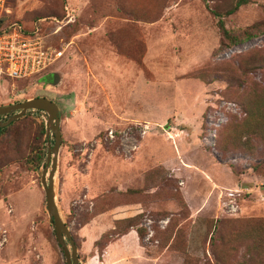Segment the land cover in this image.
Masks as SVG:
<instances>
[{
    "label": "rangeland",
    "instance_id": "obj_1",
    "mask_svg": "<svg viewBox=\"0 0 264 264\" xmlns=\"http://www.w3.org/2000/svg\"><path fill=\"white\" fill-rule=\"evenodd\" d=\"M236 1H8V22L35 23L38 37L62 44L63 56L41 73L0 77V106L45 97L59 107L53 189L77 264H216L214 256L264 264V167L253 169L264 143L249 152L221 147L243 118L240 98L264 87V68L241 69L264 60V0L226 15ZM65 4L74 23L56 41L52 31L63 25L52 18L60 21ZM219 18L240 43L221 47ZM251 27L255 35L244 38ZM49 73L57 85L40 82ZM46 121L28 111L10 127L16 134L0 137V264H65L41 184L46 135L39 165L29 148L32 129ZM128 206L145 237L105 238L99 254L94 243Z\"/></svg>",
    "mask_w": 264,
    "mask_h": 264
},
{
    "label": "trees",
    "instance_id": "obj_2",
    "mask_svg": "<svg viewBox=\"0 0 264 264\" xmlns=\"http://www.w3.org/2000/svg\"><path fill=\"white\" fill-rule=\"evenodd\" d=\"M250 1L252 0H237L234 6L230 10H228L225 14L226 15L232 14L233 12L238 10L241 6L248 4ZM65 6L63 8L64 15H61V14L56 15V16L54 15L55 17H59L60 21L63 20L66 16ZM145 7L146 6L144 3V5L141 8L140 13L133 15L134 19L138 20V15H143ZM8 19L4 21L5 24L12 23V22H8ZM18 24L22 26L24 32L26 33L33 32L37 26V24L35 25V23L29 24V25L22 24V23H18ZM68 25L63 26V28H61L60 31L54 35L57 38L56 41L61 40L60 35L62 33H64L67 37H70V34H67V32L68 30H71L72 27L68 29L67 28L69 27ZM218 27L221 30L224 41H227L226 44H224V42L221 43V47L229 48L242 41L241 38L233 36L232 33L225 28L221 18H219L218 20ZM254 29L255 27H251L250 29L244 31V38H249L255 35V34H252L254 33L252 32ZM61 45L62 44L59 43V46H58L59 48L54 45L53 46L60 49ZM262 68H264V60H259V59H256L255 57L251 60L244 61L241 65V69H244L245 71H250V72H253L255 70L262 69ZM58 77L59 76L56 73H49L46 76H44L40 80V82L46 86L48 85L55 86L58 83V79H59ZM226 81H231V80L226 79ZM240 107L243 113V118L240 121H234L233 123H231V125L228 127V130L225 132L224 136L221 139V142H222L221 147H223L224 150L231 148L232 150H240V151L249 152L255 149L253 146V142L264 143V87L253 88L251 91L246 92L240 98ZM20 121L21 119H19L17 122L14 121L13 123H11L8 127L4 129H0V137L1 136L4 137V135L6 134H8L9 137H11L13 134H16L18 130L15 129L14 131H11L9 129L15 123L20 124ZM32 132H34V136L32 137L30 133V137L34 140V144L30 145L29 148L31 152L35 150L37 151L35 153V159H36V163L39 165L43 159L42 146L45 143L43 139L45 135L44 126L40 123L37 125L35 129H32ZM17 136L19 137L18 133H17ZM1 162L3 161L1 160ZM0 167H1V163H0ZM263 167H264V160L259 162L257 165L253 166V169L255 171H258L260 168H263ZM142 190L143 189L127 190L126 195L140 194L142 193ZM103 212L104 211H102L99 214H102ZM141 217H142L141 215H137V216L130 217V218L116 220L114 222L113 229L103 234L101 239L94 243V247L97 248V252L99 254H102L104 250V248L102 249V246H103L102 241L105 238H110V237L120 238L128 234L130 231H135L138 239L142 240L145 237V230L139 224ZM233 241L234 240H232V238H229V239L226 238L225 243L227 245H230V248H233L232 246ZM106 243H108V240L105 241V244ZM172 243H174V239ZM172 243L170 245L166 243L164 248L170 249L171 247L174 246ZM184 254L186 255V253ZM214 257H215L216 264H226L225 260H222V262H220L217 256H214ZM248 262H243L240 264H261L260 262H251V263H248Z\"/></svg>",
    "mask_w": 264,
    "mask_h": 264
},
{
    "label": "built area",
    "instance_id": "obj_3",
    "mask_svg": "<svg viewBox=\"0 0 264 264\" xmlns=\"http://www.w3.org/2000/svg\"><path fill=\"white\" fill-rule=\"evenodd\" d=\"M66 16L59 21L52 18L59 25L73 23V12L67 10ZM11 9L8 0H0V77L22 79L37 75L45 70L53 61L63 56V49L53 47L45 38L37 36L38 26L31 33L24 32L16 22L5 24ZM62 27L52 31L58 33ZM1 118H5L1 121ZM6 117L0 116V122Z\"/></svg>",
    "mask_w": 264,
    "mask_h": 264
},
{
    "label": "water",
    "instance_id": "obj_4",
    "mask_svg": "<svg viewBox=\"0 0 264 264\" xmlns=\"http://www.w3.org/2000/svg\"><path fill=\"white\" fill-rule=\"evenodd\" d=\"M28 111H39L47 114L45 123V135L47 137V154L45 166L41 176V184L44 190L47 212L54 227V235L65 257V264H77L76 248L74 246L68 226L62 221L54 197V176L57 168L59 149L62 142L60 130V114L57 104L45 97H37L9 106H0V116H8L5 122H0V129L8 127L14 121L24 117ZM50 135H53L54 144L50 145ZM50 167L48 178L47 170ZM65 239L69 240L72 257L66 245Z\"/></svg>",
    "mask_w": 264,
    "mask_h": 264
},
{
    "label": "crops",
    "instance_id": "obj_5",
    "mask_svg": "<svg viewBox=\"0 0 264 264\" xmlns=\"http://www.w3.org/2000/svg\"><path fill=\"white\" fill-rule=\"evenodd\" d=\"M131 209H132V207L128 206V207H125L124 210L118 211L119 213H121L122 217H118L115 220H121V219H125V218L134 217L136 214H133V212H131ZM111 213L117 214L116 212H111ZM130 235L137 237V234L135 231H130L128 234H126L120 238L122 239V238L128 237Z\"/></svg>",
    "mask_w": 264,
    "mask_h": 264
}]
</instances>
